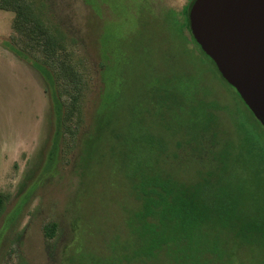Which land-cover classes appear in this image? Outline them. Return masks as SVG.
Returning <instances> with one entry per match:
<instances>
[{"label":"rangeland","instance_id":"374dc122","mask_svg":"<svg viewBox=\"0 0 264 264\" xmlns=\"http://www.w3.org/2000/svg\"><path fill=\"white\" fill-rule=\"evenodd\" d=\"M27 1L53 33L65 37L53 71L64 81L59 89L65 99L72 68L81 73L85 83L83 123L77 122L78 112L68 119L69 126L78 128L79 133L65 140L57 166L49 174L44 167L55 130L51 100L41 74L3 46L13 42L16 14L0 10V193L10 198L0 221V264H65L63 252L71 242V225L80 219L78 240L66 253V264H70L68 260L78 247L84 248L87 256L91 251L101 254L109 243L118 239L115 243L123 244L127 238L125 220L136 202L127 178L124 142L122 148L111 136L131 138L146 126L170 140L171 133L158 123L172 119V113L183 117L180 108L155 117L151 89L158 84L174 89L182 79L190 93L184 100L196 99L194 87L197 93L220 99L227 110L219 124L227 138L235 137L234 122L241 119L245 107L215 66L204 55L188 50L179 37L171 36L144 6L145 1L141 5L135 4L140 0H93L96 5L89 0ZM191 1L156 0L157 12L164 7L181 13ZM102 47L112 64L106 72V85ZM103 92L109 132L99 148V158L92 161L91 169L85 167L84 190L75 196L82 138ZM142 116L144 124L139 120ZM137 120L142 122L141 128ZM55 223L56 235L49 240L45 227Z\"/></svg>","mask_w":264,"mask_h":264},{"label":"trees","instance_id":"16d2710c","mask_svg":"<svg viewBox=\"0 0 264 264\" xmlns=\"http://www.w3.org/2000/svg\"><path fill=\"white\" fill-rule=\"evenodd\" d=\"M143 1L171 36L179 37L195 55H204L225 81L193 36L189 15L195 0L181 13L164 7L157 12L156 0L135 4ZM89 4L96 5L93 0ZM0 10L16 14L13 42L3 46L41 74L51 100L55 130L44 167L50 174L57 166L55 161L65 140L79 133L78 128L69 126L68 119L78 112L77 122L83 123L81 95L85 83L81 73L72 68L68 98L62 96L59 88L64 81L53 69L65 37L47 27L34 5L27 0H0ZM103 50L102 47V79L106 85V72L112 64ZM183 82L180 79L181 85L174 89L168 84L151 89V113L155 117L182 109L181 119L172 113V119L167 117V122L161 119L158 123L171 133L172 140L160 135L161 131L156 133L153 127L141 128L144 116L136 121L141 130L133 137L111 136L122 148L124 142V163L136 202L127 212L125 242L115 243L116 239L108 244L106 253L91 251L88 256L84 248L78 247L68 260L70 264H264V125L225 81L245 107L241 119L234 122L235 137L227 138L219 124L227 110L224 102L210 93L198 94L195 87L196 99L188 102L184 97L190 93ZM104 92L82 138L75 196L84 190L85 167L91 169L92 161L99 158V148L109 132ZM129 144L133 145L130 149ZM9 200L8 195L0 193V221ZM79 220L71 225V242L63 252L65 264L67 251L78 240ZM57 228L56 223L46 226V238L52 240Z\"/></svg>","mask_w":264,"mask_h":264},{"label":"water","instance_id":"95a60500","mask_svg":"<svg viewBox=\"0 0 264 264\" xmlns=\"http://www.w3.org/2000/svg\"><path fill=\"white\" fill-rule=\"evenodd\" d=\"M193 36L264 125V0H195Z\"/></svg>","mask_w":264,"mask_h":264}]
</instances>
